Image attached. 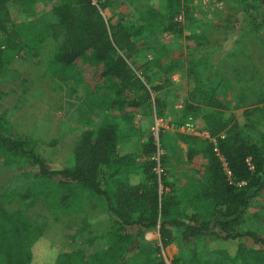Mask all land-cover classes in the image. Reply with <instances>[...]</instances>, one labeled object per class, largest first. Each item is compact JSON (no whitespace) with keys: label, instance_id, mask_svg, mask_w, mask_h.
Segmentation results:
<instances>
[{"label":"trees","instance_id":"obj_1","mask_svg":"<svg viewBox=\"0 0 264 264\" xmlns=\"http://www.w3.org/2000/svg\"><path fill=\"white\" fill-rule=\"evenodd\" d=\"M34 1L0 0V73L10 61L9 52L22 58L33 55L61 35L55 55L45 62L50 68L70 73L82 60L89 66L103 65L102 76L115 90L143 88L136 73L122 57L116 56L100 13L109 0H95V4L92 0H49L55 2L51 20L39 27L27 20ZM183 1L165 0L159 10L149 9L141 19L145 30L181 35L182 23L176 18ZM254 1L257 10L252 17L264 24V0ZM182 18L188 23V17L182 14ZM123 36L126 42L133 43L127 35ZM114 38L118 39L115 33ZM187 39L200 43L202 36ZM166 50L162 46L159 54ZM217 89L218 92L210 89L205 93L209 99L206 109L185 104L173 124L179 128L189 118L201 117L209 137L201 140L175 132L177 138L190 145L187 161L198 157L195 171L202 175L191 178L181 190L163 178L159 191L153 172L155 162L150 157L154 150L151 143L144 148L147 160L141 172L135 166L131 143L137 130L134 115L148 97L146 91L135 99L114 98L110 92V104L118 111L124 129L118 122L110 121L95 132L83 130L73 146L70 163L60 168L48 167L34 151L33 142L7 135L0 124V160L9 166L20 162L29 166L26 176L30 183L17 194L21 201L41 199L58 218L76 205L94 199L111 219L103 235V251L58 252L52 264H164L157 248L137 242L142 233L157 226L164 246L176 242L188 248L185 264H212L211 257L218 264H264V238L251 230L239 229L249 200L264 188V94L257 92L256 100L247 103L244 88L240 87L237 106L245 107L236 118L226 114L227 105L215 100L217 95L228 97L232 92L230 84L220 80ZM251 131H257L259 138L249 141ZM246 159H250V166ZM86 225L83 221L82 228ZM43 232V225L30 219L24 210L5 209L0 195V264H31L32 247ZM209 245L216 248H208Z\"/></svg>","mask_w":264,"mask_h":264},{"label":"rangeland","instance_id":"obj_2","mask_svg":"<svg viewBox=\"0 0 264 264\" xmlns=\"http://www.w3.org/2000/svg\"><path fill=\"white\" fill-rule=\"evenodd\" d=\"M164 1L109 0L100 11L116 56L122 57L136 73L143 88L115 90L102 76L103 65L89 66L82 60L70 73L50 68L45 62L55 55L61 35L33 55L22 58L9 52L10 61L0 73V124L4 132L30 140L48 167L60 168L70 163L73 146L83 130L95 132L110 121L118 122L124 129L118 111L110 104V92L114 98L135 99L146 91L148 97L134 115L137 130L131 139L136 149L135 166L142 168L147 160L144 148L151 143L154 150L150 157L155 162L153 172L159 191L163 178L177 190L191 178H201V173L195 172L197 157L187 161L190 145L177 138L173 124L185 104L206 109L209 99L205 93L210 89L218 92L220 80L228 82L232 92L227 98L217 95L215 100L227 105L226 114L236 118L245 107L237 106L240 87L244 88L247 103L256 100L257 92L264 94V24L252 17L257 10L254 0H246L244 5L241 0H184L176 18L182 23L181 35L152 29L147 32L141 19L149 9L159 10ZM54 5L53 1L35 0L28 22L36 27L49 22ZM182 14L188 17V23H184ZM123 34L133 43L126 42ZM195 35L202 36L200 43L187 39ZM162 46L167 50L159 54ZM190 124L201 134V117L192 119ZM257 133L249 132V141L258 139ZM52 140L56 144L51 146ZM28 169L23 162L9 166L0 160V195L5 209L24 210L44 227L43 237L32 247L31 264H52L58 252L103 251V235L111 219L102 207L89 199L55 218L41 199L21 201L17 194L30 183ZM242 218L240 230H251L264 238V188L249 200ZM83 221L88 223L84 229ZM81 228L83 231L77 233ZM138 241L157 248L164 264H185L189 259L186 246L161 243L158 226L142 233ZM211 261L218 264L212 257Z\"/></svg>","mask_w":264,"mask_h":264},{"label":"built area","instance_id":"obj_3","mask_svg":"<svg viewBox=\"0 0 264 264\" xmlns=\"http://www.w3.org/2000/svg\"><path fill=\"white\" fill-rule=\"evenodd\" d=\"M92 3L93 4H95L96 3V1L95 0H92ZM192 119H188L187 121H186V123H184L181 127H179V128H176V130L177 131H180V132H182V133H184V134H190V135H198V136H201V135H207V133L203 130L202 132H201V134H198V131H195L193 128H191V124H190V121H191ZM207 138L206 139H209V137H208V135L206 136ZM213 143H214V140H211ZM214 151L217 153V150L216 149H214ZM246 163H247V165L248 166H250V159H246Z\"/></svg>","mask_w":264,"mask_h":264},{"label":"crops","instance_id":"obj_4","mask_svg":"<svg viewBox=\"0 0 264 264\" xmlns=\"http://www.w3.org/2000/svg\"><path fill=\"white\" fill-rule=\"evenodd\" d=\"M135 124L137 125V122H135ZM137 127V126H136ZM172 131H174V132H178V133H180V134H184V133H182V132H180V131H177L176 129L175 130H172ZM186 135V134H185ZM208 135V134H207ZM207 135H201V136H199L200 137V139L201 140H205L207 137ZM132 143V142H131ZM132 146H133V149H134V152H135V154H136V149H135V147H134V144L132 143ZM197 159H198V157H197ZM198 164H199V159H198ZM198 165H196V167H197ZM196 167H195V169H196ZM137 170L139 171V172H141V169H139V168H137ZM196 172V171H195Z\"/></svg>","mask_w":264,"mask_h":264}]
</instances>
